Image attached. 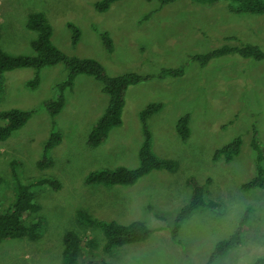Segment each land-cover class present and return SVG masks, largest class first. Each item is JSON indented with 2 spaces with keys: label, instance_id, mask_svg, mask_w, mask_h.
<instances>
[{
  "label": "rangeland",
  "instance_id": "1",
  "mask_svg": "<svg viewBox=\"0 0 264 264\" xmlns=\"http://www.w3.org/2000/svg\"><path fill=\"white\" fill-rule=\"evenodd\" d=\"M98 1L0 0V49L10 55L33 54L31 44L37 34L28 31L26 22L30 14L42 13L56 48L69 57L98 61L107 76L157 75L162 69L180 67L189 55L237 44L224 41L231 36L264 52V15L233 14L224 0L213 4L177 0L162 8L156 0H121L104 13L95 11ZM68 24L79 30L75 44ZM104 32L113 43L111 53L101 43L99 33ZM37 73L39 84L31 89L28 82ZM65 78L62 64L3 75L0 112L18 109L33 114L26 125L0 142V209L13 202L19 183L48 179L60 187L32 189L40 211L29 219L42 221L41 238L1 242L0 264H60L68 231L96 244L92 249L82 246L77 264L87 258L109 264H254L264 258V189L241 188L256 175V153L250 147L253 128L264 145V62L230 55L203 68L189 64L182 77L154 78L128 87L122 125L112 129L97 148L87 146V136L109 100L99 81L76 77L64 92L63 109L53 119L42 107L44 101L58 96L56 86ZM153 103L162 108L147 121L151 152L176 162V171H152L132 186L85 185L92 171L139 166L144 139L139 113ZM185 115L190 137L183 142L176 124ZM54 127L61 142L45 155L52 164L39 170L37 162ZM238 136L242 140L238 156L228 164L214 161L215 150ZM190 177L203 184L206 198L218 206L194 212L181 224L175 243L170 229L190 200ZM248 209L241 244L209 263L214 246L235 232ZM78 212L123 225L143 221L152 234L145 242L105 253L103 233L78 221Z\"/></svg>",
  "mask_w": 264,
  "mask_h": 264
},
{
  "label": "trees",
  "instance_id": "2",
  "mask_svg": "<svg viewBox=\"0 0 264 264\" xmlns=\"http://www.w3.org/2000/svg\"><path fill=\"white\" fill-rule=\"evenodd\" d=\"M121 0H100L94 4L97 13H104L109 10L112 4ZM151 2L153 0H146ZM159 8L171 4L177 0H156ZM202 4H213L220 0H191ZM228 4L229 12L242 15H264V0H224ZM147 18V16H146ZM69 29L73 32L71 42L76 43L79 38V30L71 24ZM26 28L37 34L31 47V55H10L0 49V91L2 88L3 75L6 72L18 69L31 68L37 72L44 67H52L62 64L66 70V78L56 86L58 96L54 99L44 101L42 107L48 111L50 117L55 118L63 109L65 90H70L73 81L80 75L92 77L99 81L103 86V92L108 95L107 107L101 118L93 125L87 136V146L97 148L102 145L114 128L122 125V111L125 103V95L128 87L138 85L154 78L163 79L166 77L178 78L184 75V69L189 64L195 63L203 68L208 66L213 60L236 55L242 59H253L264 62V52L256 45L250 43H239L236 37L225 38V42L234 41L237 44L222 45L216 49L203 54H193L186 57L183 64L178 68L162 69L157 75H137L128 73L118 76H107L105 68L98 61L91 58H80L76 56H66L56 48L50 37L52 28L46 17L42 13L30 14L27 18ZM101 43L107 52L111 53L113 48L111 38L107 33H99ZM238 45V46H237ZM39 84L38 73L28 82V87L35 89ZM162 108L161 104H149L140 113L139 117L142 124L143 143L139 150V166L136 169L116 167L114 169H101L87 174L84 183L88 186L112 187L132 186L141 178L152 171H167L173 173L177 169L176 162L167 159H160L151 152V134L147 126L148 119L158 113ZM33 111H23L10 109L0 112V142H5L11 135L21 129L32 116ZM176 131L183 142L190 137L189 116L180 118L176 124ZM250 147L256 153V175L249 182L243 184L241 188L245 191L250 189H264V145L262 144L256 129L250 133ZM61 142V134L55 129L52 130L48 140L44 144L43 157L37 162V168L43 170L52 164L46 158V153ZM241 137L234 138L230 143L220 149L215 150L213 160H223L226 164L238 156L241 148ZM222 158V159H221ZM2 178L0 177V185ZM209 183V180H206ZM47 185L53 190L59 189V184L51 180H36L29 183H19L14 189L13 202L6 209H0V243L6 240L27 238L36 241L41 238L42 221L40 218L29 219L30 216L40 211V205L34 201L32 189ZM187 185L191 190L189 202L180 208L174 218L173 226L170 229L172 241L178 243V233L181 224L187 220L194 212L201 208L215 209L218 205L214 201L206 198L207 193L203 184H198L193 177L187 179ZM250 209L246 210L240 219L235 232L226 240L218 242L210 255L209 263L224 256L233 247L241 244L244 224L249 217ZM77 219L81 223L100 229L105 238L103 251L109 253L116 247L132 243H141L148 240L152 231L143 221H133L127 225L119 224L114 221L98 220L85 212H78ZM82 246L90 249L95 248L96 244L91 239H82L75 231L65 233L62 242V253L60 264H77L81 257ZM82 264H109L103 259L87 258ZM254 264H264V258H258Z\"/></svg>",
  "mask_w": 264,
  "mask_h": 264
}]
</instances>
